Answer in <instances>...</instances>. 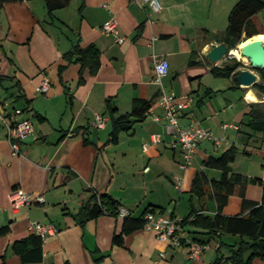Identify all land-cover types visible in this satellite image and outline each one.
<instances>
[{
	"label": "crops",
	"instance_id": "crops-1",
	"mask_svg": "<svg viewBox=\"0 0 264 264\" xmlns=\"http://www.w3.org/2000/svg\"><path fill=\"white\" fill-rule=\"evenodd\" d=\"M159 1L160 12L135 0L3 3L0 107L4 113L22 109V117L31 118L36 129L23 142L22 155H16L0 119V228L10 227L0 237V261L5 264H212L220 255L230 254L228 245L241 240L240 235L223 234L220 251L215 245L219 241L212 240V247L192 257L191 244L209 237L191 223L180 231L181 246L159 239L145 227L126 235L124 245L118 246L113 238L122 230L124 217L104 213L86 219L84 207L95 192L110 194L134 217L149 206L164 207L168 213L175 210L179 218L192 209L215 215L218 205L211 184L206 185L205 195L198 196L193 182L202 171L210 179H219L221 171L207 168L205 161L231 147L237 149L232 171L264 180V133L250 125L254 105L264 106V94L254 85L242 86L233 76L216 75L213 67L224 65L207 57L214 45L225 42L229 14L239 0ZM48 3L55 7L52 13ZM113 17L126 37L123 44L101 31ZM252 20L264 37V9ZM92 44L100 52L95 72L83 68L75 57L71 62L67 59L76 46ZM154 54L170 63L165 89L178 101L193 98L179 113L180 125L187 127L194 121L222 138L221 144L203 140L186 169L181 168L183 149L172 145L176 129L160 104ZM253 70L261 82L260 70ZM45 78L50 89L42 93ZM136 99L152 101L151 112L113 142L110 106L116 108V116L121 115L132 110ZM97 113L110 116L102 129L93 124ZM18 187L43 194L45 202L14 211L9 195ZM263 196L261 183L247 184V199L261 202ZM242 213L243 198L230 196L223 214ZM32 221L52 224L58 232L43 240L42 260L23 262L16 243L31 235Z\"/></svg>",
	"mask_w": 264,
	"mask_h": 264
},
{
	"label": "trees",
	"instance_id": "trees-1",
	"mask_svg": "<svg viewBox=\"0 0 264 264\" xmlns=\"http://www.w3.org/2000/svg\"><path fill=\"white\" fill-rule=\"evenodd\" d=\"M6 0H0V9ZM68 1V0H67ZM48 3L49 13H52L55 7ZM264 9V0H239L232 8L228 17V26L226 29L225 42L230 48H235L244 39L258 35V31L253 23L252 17ZM67 59L71 62L75 57V61L81 63L83 68H90L95 72L100 66V52L98 48L92 44L87 47L76 46L72 52L66 54ZM234 63H227L223 67H213L212 71L216 75L233 76L237 81L240 71H236L242 63L234 58ZM231 65V67H228ZM262 81L254 84V86L264 94V74L260 70ZM238 82V81H237ZM111 103H109L110 105ZM153 102L150 100L136 99L130 112L121 115H115L116 108L110 106L112 118V141L116 142L119 134L123 131H130L136 122L144 120L151 112ZM252 119L250 125L255 132L264 133V106L254 105L252 110ZM237 155L236 147H231L220 156H209L205 161L207 168H215L221 171L219 179H210L206 171L197 174L194 179L192 190L198 195L203 196L209 190L206 185L211 184L212 196L217 202L218 211L215 215L198 213L195 209L181 220V230L184 226L191 223L196 227L204 229L209 240L201 241L198 244H207L212 240L219 241L218 251L224 245L221 239L223 234L240 235L241 240L234 244L228 245L230 254L228 256L220 255L212 264H256V259L264 261V196L261 202H254L246 197L247 184L261 183L264 189V180L259 177L248 178L240 173L232 171L231 164L235 161ZM238 194L243 198L244 213L240 215L227 216L223 214L224 207L228 204L232 195ZM86 211V219L96 218L104 213H109L115 217H119L120 204L110 194H99L95 192L84 207ZM159 211L175 217V210L168 213L164 207L149 206L139 216L134 217L131 213L124 216L122 230L115 234L113 238L114 245L123 246L125 236L145 227V216L149 212ZM248 211L247 214L245 212ZM193 219L191 220V218ZM180 230V231H181ZM9 226L0 228V237L8 234ZM248 237L249 240L244 239ZM43 239L35 234L18 241L16 247L23 262L40 261L43 257L42 250ZM184 244V238L183 242ZM27 245V246H26ZM0 264H5L0 261Z\"/></svg>",
	"mask_w": 264,
	"mask_h": 264
},
{
	"label": "built area",
	"instance_id": "built-area-1",
	"mask_svg": "<svg viewBox=\"0 0 264 264\" xmlns=\"http://www.w3.org/2000/svg\"><path fill=\"white\" fill-rule=\"evenodd\" d=\"M144 8L152 9L156 12H160L162 5L159 0H135ZM101 31L104 34L114 35L118 44H123L126 37L120 33L118 21L116 18H111L106 21L101 27ZM155 39V38H154ZM232 55H226L224 62L232 59ZM155 63L154 68V81L161 87L160 104L165 109V118L169 125L176 129L175 137L172 141L173 147H181L183 149L184 162L181 164L182 169L188 168L192 163L198 147L203 140H212L216 144L222 143V138L216 136L209 128L203 127L201 124L191 122L187 127H183L179 122V113L188 107V104L193 101V98L186 97V99L178 101L177 95L168 92L163 84L164 77L169 73L170 63L167 58L158 55H153ZM50 89V81L45 78L43 81L40 92L44 93ZM23 110L15 109L10 113H4L3 108L0 107V119L5 125L8 133V140L12 146L13 152L16 155H22L21 146L23 142L35 134V123L29 117H22ZM110 121V116L97 113L94 120V126L102 129L106 127ZM155 142H159L160 138L154 135ZM147 145L145 148L147 149ZM11 207L14 211H19L23 206L32 205L35 202H45V196L43 194L34 195L30 191H26L23 188H15L11 191L10 195ZM130 211L125 208H120L119 215L124 217L128 215ZM181 220L177 216L172 217L168 214H164L159 211L149 212L145 216V228L147 230L155 231L157 237L161 240H165L170 244L181 246L183 245V236L180 233ZM30 230L39 235L43 240L48 236L54 235L58 232V228L52 224H45L39 221H32L30 223ZM219 246L218 243L215 244ZM212 247L211 243L198 244L192 243L190 251L192 257H197L200 253Z\"/></svg>",
	"mask_w": 264,
	"mask_h": 264
},
{
	"label": "water",
	"instance_id": "water-1",
	"mask_svg": "<svg viewBox=\"0 0 264 264\" xmlns=\"http://www.w3.org/2000/svg\"><path fill=\"white\" fill-rule=\"evenodd\" d=\"M253 37L243 42L241 53L252 63L253 69L262 70L264 74V41L262 39H253ZM233 49H230L225 42L218 43L208 51L207 57L210 61L218 65L224 62L226 55H232ZM233 58L237 57L233 56ZM228 67H231V65H228ZM239 67L236 69V71H240L237 76V81L242 86L251 87L259 82L260 75L255 70L249 68L239 69Z\"/></svg>",
	"mask_w": 264,
	"mask_h": 264
},
{
	"label": "rangeland",
	"instance_id": "rangeland-1",
	"mask_svg": "<svg viewBox=\"0 0 264 264\" xmlns=\"http://www.w3.org/2000/svg\"><path fill=\"white\" fill-rule=\"evenodd\" d=\"M246 40H247V39H244L241 43L245 42ZM241 43H239V44H241ZM239 44H238V45H239ZM238 45H237V46H238ZM236 59L239 60V61L242 63V66H240L239 69H246V68H248V67H250V68L253 69V67H252V63L248 60V58L243 57L242 59H239V58H236ZM234 61H235V60H234V58H233V59H230L228 63L233 64ZM246 64H248V66H247ZM250 68H249V69H250Z\"/></svg>",
	"mask_w": 264,
	"mask_h": 264
},
{
	"label": "bare ground",
	"instance_id": "bare-ground-1",
	"mask_svg": "<svg viewBox=\"0 0 264 264\" xmlns=\"http://www.w3.org/2000/svg\"><path fill=\"white\" fill-rule=\"evenodd\" d=\"M253 39H262L264 41V37H261V36H254ZM242 45H243V43L239 44V46L237 48L232 50V55L239 58V59H242L244 57L241 53Z\"/></svg>",
	"mask_w": 264,
	"mask_h": 264
},
{
	"label": "flooded vegetation",
	"instance_id": "flooded-vegetation-1",
	"mask_svg": "<svg viewBox=\"0 0 264 264\" xmlns=\"http://www.w3.org/2000/svg\"><path fill=\"white\" fill-rule=\"evenodd\" d=\"M233 59V58H232ZM229 61H227V62H223V64L222 65H226V63H228Z\"/></svg>",
	"mask_w": 264,
	"mask_h": 264
}]
</instances>
